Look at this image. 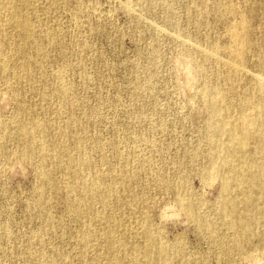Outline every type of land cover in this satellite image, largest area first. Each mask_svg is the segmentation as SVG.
I'll use <instances>...</instances> for the list:
<instances>
[{"label": "rangeland", "instance_id": "rangeland-1", "mask_svg": "<svg viewBox=\"0 0 264 264\" xmlns=\"http://www.w3.org/2000/svg\"><path fill=\"white\" fill-rule=\"evenodd\" d=\"M20 4L0 0V264H145L131 252L146 246L145 217L162 243L181 250L169 264H264L263 223L249 219L238 247L222 226L219 205L227 193L210 168L203 90L223 83L224 65L231 62L227 50L235 47L230 31L245 18L243 74L230 101L261 96L251 76L264 78L258 67L264 0H27L23 10L34 36L28 45L12 21ZM64 85L70 106L56 94ZM21 101L28 117L47 126V139L54 136L67 152L75 154L74 137L81 139L90 163L82 178L110 189L106 203L94 201L92 211L114 215L115 235L125 242L121 254H111L102 241L107 222L83 209L77 216L58 193L66 183L60 167L45 165L52 183L38 202L40 157H24L25 141L4 133L22 115ZM234 120L241 134L247 124ZM254 145L249 140L246 151ZM180 192L215 224V237L180 208ZM73 195L86 193L78 188ZM89 230L95 237L82 246L77 233Z\"/></svg>", "mask_w": 264, "mask_h": 264}, {"label": "bare ground", "instance_id": "bare-ground-1", "mask_svg": "<svg viewBox=\"0 0 264 264\" xmlns=\"http://www.w3.org/2000/svg\"><path fill=\"white\" fill-rule=\"evenodd\" d=\"M9 1V0H8ZM20 5L14 6L12 21L20 28L17 32L19 39L24 45H28L33 40L32 26L23 6L27 0H19ZM9 4V2H7ZM13 8V7H12ZM232 12L234 8L228 7ZM230 37L235 44L234 48L227 50L231 60L224 65L222 80L214 84L206 85L203 90L206 96L207 106V132L211 141L210 168L218 171L222 178L224 191L227 193L219 205V217L222 220V226L226 230H231L230 242L234 246H239L243 239V230L249 219L257 224H264V186L261 184L264 173V158L261 155V149L264 145V78L260 76H251L254 82V92L261 94L257 96L254 93L242 94L237 97L239 104L234 105L230 100L233 97L230 93L234 91L237 76L243 74L241 63L244 59V51L248 45L247 21L241 19L230 31ZM259 68H264V54L258 62ZM25 75L30 79L33 72L23 68ZM68 86L60 87L56 94L60 96L64 104L72 105L73 101L67 97ZM253 97V98H252ZM251 103H248V101ZM18 111L22 114L16 118L11 127H4V133L13 136L18 141H25L24 157L31 158L34 154L40 157L37 166L41 179V187L38 190V202H43V188L52 183L49 173L45 169L47 162L52 166L60 167L64 179L65 188L58 190V193L70 200V209L80 215L81 210H86L91 216H99L107 222L108 227L102 234V241L108 247L110 253L121 254L125 242L118 239L115 235V217L112 213L98 215L92 210L93 202L106 203L105 198L110 189H103L98 183H88L82 178L83 168L89 166V160L84 156L81 139L76 136L74 142L77 145L75 154L67 152L62 145H57L56 138L47 139L51 134L47 126L35 117H28V108L23 102H19ZM246 104L255 112L248 115ZM241 119L247 125L241 134L235 131V120ZM57 135L65 134L59 130ZM52 137V135H51ZM253 139L254 150L252 153L246 151L248 141ZM85 166V167H84ZM80 188L82 197H74V192ZM237 197H231L232 195ZM89 197V198H87ZM179 206L186 215L194 219L199 228L207 231L213 238L217 234V227L208 218H202L198 214L195 204H193L185 195L179 193L177 196ZM44 221L50 219L47 211H42ZM142 233L146 240V246L143 250L132 247V256L134 260L140 257L144 259L145 264H169L173 258L182 256L179 248L166 245L160 240V232L151 224L149 218L145 217L142 223ZM77 239L82 246L85 242L94 239L93 231L78 232ZM39 239L41 236L39 235ZM112 254V253H111ZM109 256V254H107ZM33 259V258H32ZM191 264L189 262H184ZM46 264V263H41Z\"/></svg>", "mask_w": 264, "mask_h": 264}]
</instances>
